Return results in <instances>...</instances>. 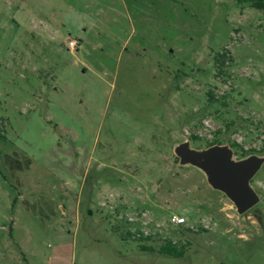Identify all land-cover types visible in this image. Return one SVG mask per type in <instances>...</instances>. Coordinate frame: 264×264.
<instances>
[{"label": "rangeland", "instance_id": "374dc122", "mask_svg": "<svg viewBox=\"0 0 264 264\" xmlns=\"http://www.w3.org/2000/svg\"><path fill=\"white\" fill-rule=\"evenodd\" d=\"M0 119V264H264V165L239 215L174 152L264 156V11L0 0Z\"/></svg>", "mask_w": 264, "mask_h": 264}, {"label": "water", "instance_id": "95a60500", "mask_svg": "<svg viewBox=\"0 0 264 264\" xmlns=\"http://www.w3.org/2000/svg\"><path fill=\"white\" fill-rule=\"evenodd\" d=\"M181 166H193L202 171L208 184L223 193L244 215L260 201V195L251 185V180L264 165V156L250 155L235 160L234 150L228 145H214L205 149L192 148L189 141L174 149Z\"/></svg>", "mask_w": 264, "mask_h": 264}, {"label": "trees", "instance_id": "16d2710c", "mask_svg": "<svg viewBox=\"0 0 264 264\" xmlns=\"http://www.w3.org/2000/svg\"><path fill=\"white\" fill-rule=\"evenodd\" d=\"M237 2L239 4H241V5L248 4L252 8H255V9L260 10V11H264V0H237ZM224 56H225L224 57L225 60H223V59L218 60V58L216 59V63L218 64V68H219L218 69L219 70V74H221L223 72V67L225 66V64L227 62V58L228 57L226 55H224ZM208 95L211 98V100H213V102L216 100L214 94L211 91L208 92ZM0 122H1V119H0ZM2 138H4V134H3V131H2V128H1V125H0V140ZM197 139H198L197 136L193 137L194 141H196ZM214 145H222V143H220L217 140H215V141H212V142L208 143L206 148H209V147L214 146ZM233 147H237V145L234 144ZM248 156H250V155L244 154V155L241 156L240 159L246 158ZM140 238L144 239L143 235ZM175 247H176L175 243H173L172 241H167L166 244L162 246V250H163V252H166V253H168L170 255H174Z\"/></svg>", "mask_w": 264, "mask_h": 264}, {"label": "built area", "instance_id": "2783aa9c", "mask_svg": "<svg viewBox=\"0 0 264 264\" xmlns=\"http://www.w3.org/2000/svg\"><path fill=\"white\" fill-rule=\"evenodd\" d=\"M79 46H80V43L77 40L71 39L68 42V48L72 51L77 50L79 48ZM204 125H205L206 129L212 128L208 121H205ZM173 222H175L176 224H183V223H185V219H177L176 217H174Z\"/></svg>", "mask_w": 264, "mask_h": 264}, {"label": "flooded vegetation", "instance_id": "af4514ba", "mask_svg": "<svg viewBox=\"0 0 264 264\" xmlns=\"http://www.w3.org/2000/svg\"><path fill=\"white\" fill-rule=\"evenodd\" d=\"M262 167H263V166H262ZM257 174H258V173H257ZM255 177H256V176H255ZM255 177L251 180V184H253V183L255 182ZM255 207H256V206H255ZM255 207H254V208H255ZM254 208H253V209H254ZM250 211H251V210H250Z\"/></svg>", "mask_w": 264, "mask_h": 264}]
</instances>
